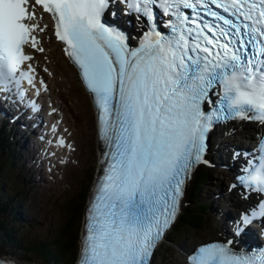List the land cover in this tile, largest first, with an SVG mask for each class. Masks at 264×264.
<instances>
[{
  "label": "snow or ice",
  "instance_id": "snow-or-ice-1",
  "mask_svg": "<svg viewBox=\"0 0 264 264\" xmlns=\"http://www.w3.org/2000/svg\"><path fill=\"white\" fill-rule=\"evenodd\" d=\"M117 3L142 27L138 46L104 21L106 14L117 16L112 0H0V93L23 101V84L34 85L28 49L45 51L40 34L49 27L40 6L94 101L104 151L79 264H150L194 169L209 164L215 124L264 125V0ZM58 143L64 147V140ZM243 155L237 177L243 198L264 194V137ZM257 216L264 217V200L259 211L241 213L236 235ZM233 245L232 239L202 245L188 264H264V248Z\"/></svg>",
  "mask_w": 264,
  "mask_h": 264
},
{
  "label": "rangeland",
  "instance_id": "rangeland-1",
  "mask_svg": "<svg viewBox=\"0 0 264 264\" xmlns=\"http://www.w3.org/2000/svg\"><path fill=\"white\" fill-rule=\"evenodd\" d=\"M44 58L45 61H48L47 57ZM57 63H60L63 68V70H58L56 68L57 71L62 72L65 76H67L65 81H68V84L71 85L73 95L76 97L75 101L79 103L78 106V103L73 101L70 104L72 110H65V108L63 109L65 112L64 117L67 121L65 124L68 128H70V131H72L70 136L75 143V153L73 159L70 162H66V164H62L61 162L58 164L54 163L53 167L57 166V170H53L50 175H44L43 180H41L40 176L41 181H36L37 176L35 174L32 175L28 173V170H24V167L23 175L18 172L17 167L20 166L21 160L23 159V154L20 155V148H16L12 142V137H15L16 134H13V131L10 130L6 125H3L0 128V138L3 137V141L7 145V148L3 152L0 151V163L7 171L6 174L1 175L3 181L0 182L2 184L0 190H2L4 195L8 192H10L11 196L14 195L9 201V212L13 211L9 207L14 208V210L18 211L20 218L28 223L26 225L15 224L11 218L12 216L10 215L9 218L7 215L5 216L4 222H9V227H12L14 230L13 233L17 234L16 236L21 240V244L27 240H30L27 237L38 239L50 237L53 234H56L57 232L54 230L58 229V225L59 227L62 226L60 219L61 216L65 224L67 222L70 225H74V222L77 221V226L79 225L81 216L79 219H74V205L75 212H77L76 217L78 218L81 211V204L78 205L79 197L77 199V196L84 184L83 181L86 178V173L92 168L89 164L91 162L94 163L96 156L93 147L94 137H91L92 123L90 120V109L87 107L88 102L84 101L85 97L80 95L79 89L73 81V73H70L67 70V67H70L68 65H66V67L55 53L53 67H55V65L57 66ZM50 80L58 84V86H55L56 88L62 90V87L59 84L60 82H63L62 80H56L55 78ZM50 94L54 96L51 90ZM52 100L53 99L51 97V101ZM58 108L61 111L59 106ZM55 109L57 110V108ZM17 153L20 155V157H18ZM22 164L27 166L28 163H25L23 159ZM226 175L228 177V174ZM51 176H53V178ZM215 178L220 180V182H216L215 186L209 184L207 191L209 194L215 195L217 198V204L215 206L212 205L211 209L212 217L214 218V220L212 219V222L217 224L221 214L230 211V209H232V205L228 202L225 203L224 201H221V199H223L222 196H217L221 187H223L224 190L226 189V181L223 177L221 178L219 173L218 176H215ZM20 194L23 195L22 200H19ZM219 229L211 227L204 232L186 231L184 232L186 234H181L182 237L179 238L175 245H171V243L168 241L163 242L157 248V255L155 256L156 263L158 264L157 261H160L159 264H183L181 258V248L185 247L187 241H191L193 239L197 240V242H201L200 240L204 241V239L207 240L206 237L211 231H216ZM25 232L27 237L24 236ZM0 248L7 251V253L13 255L16 258L24 259L29 256L28 253L24 252L22 249H12L5 247ZM162 248H165V251L161 252ZM29 257H31L32 260L40 262L39 258L37 259L34 256Z\"/></svg>",
  "mask_w": 264,
  "mask_h": 264
},
{
  "label": "trees",
  "instance_id": "trees-1",
  "mask_svg": "<svg viewBox=\"0 0 264 264\" xmlns=\"http://www.w3.org/2000/svg\"><path fill=\"white\" fill-rule=\"evenodd\" d=\"M7 148V145L3 141V137L0 138V151L3 152ZM198 176L195 178L198 180V183L193 184L190 188L186 190L187 193V202L188 204L183 207V209L179 212L177 219L175 220L169 234H167L166 241L170 242L171 245H174L178 242L179 238L182 237L186 231H195L198 232L203 224L205 223V216L208 213V206H204V204L200 202H196V197L199 194V190L202 188L201 184H204L207 180L212 179L211 172H207L204 169L200 168ZM6 169L3 168L0 163V182L3 181L2 176L6 174ZM90 174L86 175V179H88ZM0 183V187H1ZM87 195V185L85 184L80 193L77 196L79 197V204H81V211L79 217L77 218V212H75L74 205V219H79L82 210L83 203L85 202V198ZM14 196V195H13ZM10 195V192L3 194L2 190H0V247L12 248V249H22L24 252L28 253L29 256H34L37 259L39 258L41 262L57 264L61 261L63 264H71L74 258L75 246L77 243V232L78 222L75 221L74 225H70L66 222L61 229L58 230L56 234H53L50 237H43L38 239H32L26 236V232L24 236L30 240H27L21 244V240L17 238V234L13 233L12 227H9V222L5 223V216H12V220L15 224L26 225L28 222L23 221L18 211L14 210V208L9 207L10 198L13 197ZM23 199V195L20 194L19 200ZM76 199V201H77ZM76 204V203H75ZM77 205V206H78ZM194 233V232H192ZM186 234V233H184ZM181 240V239H180ZM165 248H162L163 252ZM0 252H7L0 248ZM70 252V253H67ZM157 252V251H156ZM67 255V256H66ZM156 255V254H155ZM27 256L26 258L31 259V257Z\"/></svg>",
  "mask_w": 264,
  "mask_h": 264
},
{
  "label": "bare ground",
  "instance_id": "bare-ground-1",
  "mask_svg": "<svg viewBox=\"0 0 264 264\" xmlns=\"http://www.w3.org/2000/svg\"><path fill=\"white\" fill-rule=\"evenodd\" d=\"M48 42L49 43H45V44L42 42V46L48 47V49L45 48L44 52H46V53H44V55H42V57H47L48 61H43V60L42 61H43L44 67L47 68L49 71H52V72L47 73L44 69H42V68L40 69L41 72L44 73L45 79L46 80L48 79V81H46V83L47 84L49 83V87H48L49 91H48V94L46 92L45 95L48 96V97H52V99L54 100L53 103L57 107L59 106L61 108V111L59 110V108H57V109H58V111H60V113L63 114V117H64L65 116V112L63 111V109L64 108H65V110L66 109H71V105L70 104L73 102V99H72L71 94L68 91H66V93H63L61 90H59L58 88L55 87V86H58V84H56V83L52 82V80H50L52 78H55L57 80V79H59V77L56 76V73L58 72L57 69L55 67H53V61L55 60V51L53 50L54 49V43H51L50 39H49ZM58 74L60 75V77L61 76L64 77V80L67 79V76H65L62 72H58ZM50 90L52 91V94H54V96H52L50 94ZM75 102L78 103L77 101H75ZM78 106H79V103H78ZM63 121H64V123L67 122L65 117L63 118ZM241 128H237L234 132L229 133L228 135L224 136L222 139L220 137L216 136V142L213 143L214 147L218 148V150H217L218 153H217V158H216V167L217 168L225 167V169H223L219 173L221 175V178L223 177L224 180L228 178L226 174H228V172L230 171V169L233 166V162L231 161V156H230L231 150L233 148H238V147H240V145H244L246 142H248V140L252 136V130L254 129L252 127L251 128H246L244 126H242ZM18 133H19V131H18ZM74 148H75V143H74ZM229 162H231V166L230 167H229ZM89 165H90V167H93L94 163L91 162ZM91 169L86 174H90ZM34 171H35V169L30 171V174H32ZM52 172H53V170L50 169L49 173L47 175H50ZM39 179H40V177H39ZM85 184H86V181L84 182L83 186ZM217 196H222L223 199H221V201H224L225 203L228 202V203H230L232 205V209H230V211L222 213L221 216H220L219 221L217 222V224L224 225L227 222H230V221L233 220L234 214L236 213V211L238 209V204H237V202L234 199V198H236V196H234L232 193L228 192L227 186H226L225 190L223 189V187H221L219 189V191H218ZM83 208H84V202H83ZM213 220H214V218H213ZM225 229L226 228H225V225H224V228H220L219 230H216V231L215 230L211 231L207 235L206 239H210V238H212V236H216L217 234L225 233ZM196 243H199V242H197V240L193 239L191 241H187V243L185 244V247L181 248V258H182L183 264H185L184 263V257H185V253L184 252H188L190 250V248L193 247ZM0 253L8 254L7 252H0Z\"/></svg>",
  "mask_w": 264,
  "mask_h": 264
}]
</instances>
